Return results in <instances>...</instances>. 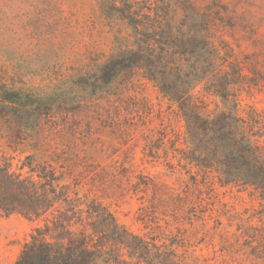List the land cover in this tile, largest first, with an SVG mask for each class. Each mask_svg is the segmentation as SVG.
Returning a JSON list of instances; mask_svg holds the SVG:
<instances>
[{
  "label": "trees",
  "instance_id": "16d2710c",
  "mask_svg": "<svg viewBox=\"0 0 264 264\" xmlns=\"http://www.w3.org/2000/svg\"><path fill=\"white\" fill-rule=\"evenodd\" d=\"M98 1L108 21L130 29L132 43L82 86L97 102L131 100L129 108L121 106L144 126L141 161L161 166L167 179L137 173L130 144L136 140L129 133L134 123L121 132L124 157L105 164L85 152L81 159L74 154V162L55 153L44 161L36 145L14 165L15 157L0 151V215L35 223L13 264H190L198 245L215 247V240L220 256L243 249L251 262L264 264V109L242 99L255 81L212 41L207 19H192L198 12L190 3ZM136 77L174 107L182 130L161 111L154 122L146 101L126 96ZM0 97V109L29 116L36 126L46 116L38 113L46 100L3 90ZM37 132L29 133L36 143L43 138ZM0 138L15 141L8 129ZM216 186L247 192L258 208L239 216L222 211ZM110 192L140 200L143 235L116 222L101 201ZM223 218L228 226L236 222L235 232L226 230Z\"/></svg>",
  "mask_w": 264,
  "mask_h": 264
},
{
  "label": "rangeland",
  "instance_id": "374dc122",
  "mask_svg": "<svg viewBox=\"0 0 264 264\" xmlns=\"http://www.w3.org/2000/svg\"><path fill=\"white\" fill-rule=\"evenodd\" d=\"M149 1H184L194 6L198 15L192 19L199 21L202 16L207 19L212 41L230 56L229 61L234 60L241 67L250 81H255L250 93L242 95L244 102L264 109V0ZM131 43L130 29L121 22L108 21L98 0H0V92L46 100L38 110L46 115L40 126L29 116L21 119L11 109H0V130L8 129L15 135V141L0 138V151L15 157L14 165L31 154V147L36 145L41 148L44 161L55 153L74 162V154L81 159L85 152L88 160L105 164L110 157H124L121 149L125 139L121 132L125 123H134L136 126L129 133L136 140L130 144H134L137 173L159 174L167 179L161 166L141 161L140 136L144 126L127 116L121 106L129 108L131 100L103 98L97 102L92 89L82 86L84 79L92 77L111 55L120 48H129ZM128 89L127 97L135 95L151 106L154 122L161 111L172 125L182 130L183 123L174 107L150 83L136 77ZM209 102L213 108V99ZM108 103L112 104L107 111ZM35 131H40L37 133L43 137L37 143L29 136ZM216 188L220 209L232 216L258 208L255 198L247 192ZM101 201L119 225L135 234L146 232L137 219L142 206L137 197L114 196L110 192ZM228 223L223 218L226 230L235 232L236 222L231 226ZM34 226L35 223L18 215H0V264H13ZM216 244L198 245L190 264H194L191 262L195 257L199 258L196 264H256L242 254L243 249L220 256L221 253H214L219 248ZM177 251L183 253L181 248Z\"/></svg>",
  "mask_w": 264,
  "mask_h": 264
}]
</instances>
